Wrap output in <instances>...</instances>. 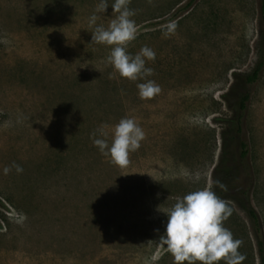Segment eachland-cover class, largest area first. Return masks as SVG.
I'll return each mask as SVG.
<instances>
[{
  "label": "rangeland",
  "instance_id": "374dc122",
  "mask_svg": "<svg viewBox=\"0 0 264 264\" xmlns=\"http://www.w3.org/2000/svg\"><path fill=\"white\" fill-rule=\"evenodd\" d=\"M187 1L130 0L136 36L127 51L156 54L145 58L154 74L132 81L107 62L111 46L92 42L94 28L114 18V0L105 12L96 11L102 0H0V264H175L159 239L163 211L190 191L213 190L225 164L245 166L231 193L245 186L258 216L255 225L223 199V225L240 242L234 264H261L264 71L241 132L224 98L232 73L256 61L258 0H193L179 11ZM145 79L160 92L141 99ZM123 117L145 138L121 168L92 133ZM13 162L23 172L5 175Z\"/></svg>",
  "mask_w": 264,
  "mask_h": 264
},
{
  "label": "clouds",
  "instance_id": "9594fccd",
  "mask_svg": "<svg viewBox=\"0 0 264 264\" xmlns=\"http://www.w3.org/2000/svg\"><path fill=\"white\" fill-rule=\"evenodd\" d=\"M129 4L130 0H114V18L107 28L103 25L94 28L92 42L111 46L107 62L121 77L136 81L154 74L152 68L145 67V58L155 60L156 54L148 46H143L134 56L128 53L127 45L136 36L135 21L131 19L135 11L129 9ZM107 8V0H102L96 11L105 12ZM96 21L97 16L93 14L90 24L96 25ZM137 88L141 99L152 98L160 92L153 80L145 79ZM92 137L101 154L110 156L112 163L123 168L129 163V154L139 149L145 133L135 119L123 117L110 130L107 125H101ZM12 167L17 173L23 172V168L13 162L3 169L4 174L7 175ZM163 212L167 222L159 239L167 246L175 264H218L221 259L234 264L240 242L224 227L223 221L228 214L226 203L210 187L190 191Z\"/></svg>",
  "mask_w": 264,
  "mask_h": 264
},
{
  "label": "trees",
  "instance_id": "16d2710c",
  "mask_svg": "<svg viewBox=\"0 0 264 264\" xmlns=\"http://www.w3.org/2000/svg\"><path fill=\"white\" fill-rule=\"evenodd\" d=\"M192 2L193 0H188L179 11L187 9ZM178 12H175L169 19L178 15ZM257 35V58L253 67L247 72H233V80L230 83L229 89L224 94L228 106L234 110V114L230 120L236 132L242 131V119L249 100L250 87L259 79L264 71V0H258ZM241 145L245 147L244 142ZM241 154L244 157L246 151L243 150ZM221 172L223 174L222 181L212 191L221 200H235L238 206L246 212L248 217L256 225L258 216L249 203L247 188L244 186L239 197L231 193L244 180L243 173L245 174L246 172L245 166L225 164L221 168ZM259 252L261 254V264H264L263 248L261 246H259Z\"/></svg>",
  "mask_w": 264,
  "mask_h": 264
}]
</instances>
